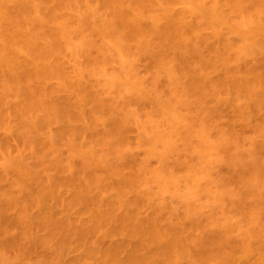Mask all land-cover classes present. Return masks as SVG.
I'll list each match as a JSON object with an SVG mask.
<instances>
[{
  "label": "rangeland",
  "instance_id": "rangeland-1",
  "mask_svg": "<svg viewBox=\"0 0 264 264\" xmlns=\"http://www.w3.org/2000/svg\"><path fill=\"white\" fill-rule=\"evenodd\" d=\"M0 264H264V0H0Z\"/></svg>",
  "mask_w": 264,
  "mask_h": 264
}]
</instances>
